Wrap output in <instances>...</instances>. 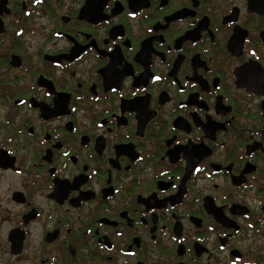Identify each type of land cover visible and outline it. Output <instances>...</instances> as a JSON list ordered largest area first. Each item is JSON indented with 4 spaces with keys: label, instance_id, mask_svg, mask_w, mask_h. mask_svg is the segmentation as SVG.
<instances>
[{
    "label": "flooded vegetation",
    "instance_id": "obj_1",
    "mask_svg": "<svg viewBox=\"0 0 264 264\" xmlns=\"http://www.w3.org/2000/svg\"><path fill=\"white\" fill-rule=\"evenodd\" d=\"M3 200L0 264H264V0H0Z\"/></svg>",
    "mask_w": 264,
    "mask_h": 264
},
{
    "label": "rangeland",
    "instance_id": "obj_2",
    "mask_svg": "<svg viewBox=\"0 0 264 264\" xmlns=\"http://www.w3.org/2000/svg\"><path fill=\"white\" fill-rule=\"evenodd\" d=\"M6 187H7V184H4L2 188H6ZM14 208L15 207H13L12 205H8L6 201L3 200L1 204V209H3V211L0 212V216H3L4 218H6L7 215H10L14 211ZM8 228H9V224L4 223L3 225H1L0 226V236H5V233Z\"/></svg>",
    "mask_w": 264,
    "mask_h": 264
},
{
    "label": "water",
    "instance_id": "obj_3",
    "mask_svg": "<svg viewBox=\"0 0 264 264\" xmlns=\"http://www.w3.org/2000/svg\"><path fill=\"white\" fill-rule=\"evenodd\" d=\"M259 72L261 73V71L259 70ZM241 73V72H240ZM239 71L237 72V76H238V79H240L242 73L240 74ZM243 76V75H242ZM13 236H14V231L12 230L9 234V240L11 241V247H12V240H13Z\"/></svg>",
    "mask_w": 264,
    "mask_h": 264
}]
</instances>
